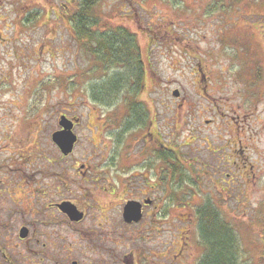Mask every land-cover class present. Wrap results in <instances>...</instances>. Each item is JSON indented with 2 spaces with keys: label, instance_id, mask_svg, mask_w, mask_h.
Returning a JSON list of instances; mask_svg holds the SVG:
<instances>
[{
  "label": "rangeland",
  "instance_id": "rangeland-1",
  "mask_svg": "<svg viewBox=\"0 0 264 264\" xmlns=\"http://www.w3.org/2000/svg\"><path fill=\"white\" fill-rule=\"evenodd\" d=\"M79 3L0 0V191L22 186L17 202L40 181L48 193L37 200L105 207L111 232L128 233L115 176L138 174L165 201L160 255L171 234L175 243L187 232L201 239L199 213L210 207L234 240L236 264H264V0H97L91 30L135 40V65L110 69L70 26ZM115 78L117 90L97 100ZM60 114L76 121L66 159L51 141ZM154 137L166 146L155 144L157 175L151 158L137 165ZM79 165L104 169L116 188L83 183ZM25 200L15 206L20 223ZM200 251L185 263L199 264Z\"/></svg>",
  "mask_w": 264,
  "mask_h": 264
},
{
  "label": "flooded vegetation",
  "instance_id": "flooded-vegetation-1",
  "mask_svg": "<svg viewBox=\"0 0 264 264\" xmlns=\"http://www.w3.org/2000/svg\"><path fill=\"white\" fill-rule=\"evenodd\" d=\"M41 45L37 50L42 49ZM62 117L72 123V132L77 137L75 148L78 142V136L74 132L76 121L60 114L59 119ZM126 128L133 127L126 126ZM61 130L59 126L55 132ZM147 140L145 144L149 146L146 148L149 155H145V161L139 164L136 162L134 165L150 162V158L152 163L153 152L158 150L155 144L157 146L161 144L157 137L150 141ZM161 147L166 148L165 145ZM72 153L64 156L60 152L62 159L71 157ZM227 164L230 165V163ZM151 166V171L153 173L157 171V175L158 170L152 169L153 163ZM77 169H79L78 173L83 183L100 188L103 193L116 188L109 185L107 181L109 177L104 169L93 166L85 168V165H79ZM38 172L43 171L38 170ZM167 172V176L172 179L175 171L168 169ZM119 175L115 176L116 186H120L119 220L124 229L129 230L128 233L111 232L112 222L102 214H107L105 207L89 206L87 201L79 202L82 200L78 198L77 200L61 199L51 203L37 200L42 199L48 193L41 189L43 185L40 181L32 185V190L28 184L24 185L23 193L26 200L22 199L25 200L23 204L27 209L21 208L22 221L20 223L16 220L20 211L15 206L21 204L22 199L15 202L11 196L14 190L22 186L0 191V264H186L185 258L196 249H201L199 264H206L207 245L204 240L190 235V232L182 233L177 243H175L174 234H171L170 240L164 244L162 251L164 254L160 255L156 238L158 223L156 224L155 221L157 222L159 209L163 207L165 201L160 202L156 197L157 184L147 182L142 187L139 181L136 182L138 174L132 175L133 177L127 181L120 179ZM121 176L126 178V175ZM39 177L42 179L41 176ZM105 182L107 184H104ZM137 184L140 186L139 190ZM127 187L130 188L127 189ZM55 192L61 194L59 186L55 188ZM128 195L129 198L126 197ZM170 199L168 197L167 201ZM95 204L98 205V202ZM129 204H133L138 210L139 219L136 222L128 223L123 218L124 210ZM66 207L76 210L73 218L63 210Z\"/></svg>",
  "mask_w": 264,
  "mask_h": 264
},
{
  "label": "trees",
  "instance_id": "trees-1",
  "mask_svg": "<svg viewBox=\"0 0 264 264\" xmlns=\"http://www.w3.org/2000/svg\"><path fill=\"white\" fill-rule=\"evenodd\" d=\"M97 0H80L78 10L70 17V26L77 33L78 38L97 45L98 61L110 65H126L129 68L133 63L128 55V48L135 44V40L127 32L122 30L112 31L109 33L98 34L94 33L91 28L95 26L96 21L93 18L94 5ZM110 58V62H107ZM138 65V63H137ZM107 68V67H106ZM109 87L103 86L102 98H95L99 101H105L106 96L111 95L117 90L118 80L114 79L112 84H107ZM106 88V89H105ZM99 91V92H101ZM106 94V96H105ZM200 237L205 241L208 249L206 264H235V246L232 236L227 232V228L214 210L210 207L200 210Z\"/></svg>",
  "mask_w": 264,
  "mask_h": 264
},
{
  "label": "water",
  "instance_id": "water-1",
  "mask_svg": "<svg viewBox=\"0 0 264 264\" xmlns=\"http://www.w3.org/2000/svg\"><path fill=\"white\" fill-rule=\"evenodd\" d=\"M174 97H178V93H173ZM59 126L62 128L61 131L55 132L51 136V140L54 145L58 148L62 155L67 156L72 153L74 145L77 141V137L72 132V123L66 118L62 117L59 121ZM63 210L73 218L76 215L74 208H63ZM125 222H136L139 219L138 210L133 204L126 206L123 214Z\"/></svg>",
  "mask_w": 264,
  "mask_h": 264
}]
</instances>
